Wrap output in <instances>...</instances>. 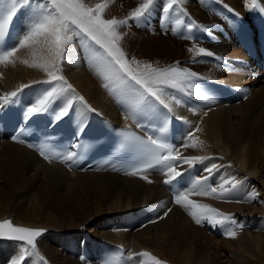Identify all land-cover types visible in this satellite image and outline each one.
<instances>
[{
  "label": "bare ground",
  "instance_id": "1",
  "mask_svg": "<svg viewBox=\"0 0 264 264\" xmlns=\"http://www.w3.org/2000/svg\"><path fill=\"white\" fill-rule=\"evenodd\" d=\"M99 1L74 0L73 3L79 4L77 11L69 0H57L58 4L52 0L49 4L62 8L64 3H68L76 15L69 14L64 7L60 15L74 18L81 27L97 36L98 31L90 24L94 20L90 16L94 15L99 21L94 23L110 37H115L111 35L117 34L116 27L110 22L114 18L112 12L97 9L103 13L98 16L94 13L99 8ZM131 1L142 8L138 13L151 3L155 7H164V14L158 10V15H153L152 20L148 16L150 21L159 17L164 23L152 28L157 34L155 37L117 35L115 41L126 49L127 57L131 56L132 61L127 59L124 62L128 75L116 70L113 74L108 73L111 82L118 84L119 94L114 90L108 93L110 89H104L110 78L103 77V80L101 75H98L99 79L95 75L97 73L90 64L96 65L92 63L97 60L96 56L86 58L83 63L66 61L64 68L58 67L60 51L57 39L62 37L61 34L66 37L68 33L62 30L58 33L52 28L53 32L35 39L36 44L31 45V42H26L30 37L26 38L28 27H23L11 47L24 42L15 50L4 52L0 59V113L3 114L0 132L7 129L9 115L15 114L23 120L35 111H45L53 120L68 115L78 132L96 112L116 123L135 126L158 141L167 142L168 159L159 167L132 174L107 170L78 171L49 157H41L0 134V182L2 188L10 193V197L0 200V218L8 217L25 227H47L50 230L38 240V253L31 252L20 243L1 241L0 264H216L214 259L201 261L198 250L189 248L183 238L180 243L171 244L163 233L166 229H179L182 223L190 222L189 211L199 208L189 203L194 191L192 183L195 181L192 179L197 174L193 165L196 161L206 172L213 171L220 164L218 178L225 185L234 183L223 190L228 191L225 197L231 195L233 186H241L244 190L247 188L246 180H252L250 200L258 205L264 202L255 187L256 183L264 182V174L260 172L264 169V127L261 125L264 120V78L256 68V61H253L256 67L251 65L254 68L251 78L246 64L249 60L241 47L243 23L256 26L264 21V0H204L212 12L210 14L205 12L200 0ZM177 7L192 14L195 20L177 12ZM9 16L0 21V34L5 30ZM143 16L137 17L140 25L147 17ZM169 30L174 37L181 38L166 36L171 34ZM1 42L6 41L2 39ZM150 47L156 49L153 54L157 59L153 63L135 59L141 54L143 60ZM40 52L42 54L38 56ZM163 56L175 59L163 60ZM186 58H193V61L189 63ZM173 62L182 67H174ZM55 69L59 70L54 74ZM56 76L65 82L55 80L53 84L61 91L53 96L48 92L52 86L49 81ZM127 77L139 85L144 94L142 102L146 104L140 108L128 109L129 99L124 102L120 99L128 91ZM169 126H172V131ZM171 135L172 140L168 138ZM253 137L261 142L258 150L251 145ZM206 159L208 167L204 165ZM254 164L257 171L260 170L258 174L253 171ZM178 175L182 176V182L172 198L169 193L172 187L168 188V185L172 184L171 178ZM75 177L90 190H99L95 207L87 205L74 214L62 216L52 208L40 205L35 194L27 191L40 178L47 189L52 190L57 184L67 185ZM27 183V187L23 186ZM24 195L27 202L22 199ZM181 198L180 206L174 205ZM184 201L188 202L185 209L181 207ZM13 204L16 207L13 208ZM218 204L230 211L241 209L232 201ZM99 215L103 216L100 217L102 222H98ZM155 215L158 217L154 218ZM94 221L103 228L96 229L90 236L84 226ZM137 224L143 227L133 231L135 229L131 227ZM237 238L241 239V234ZM119 247L125 250L123 256L118 255Z\"/></svg>",
  "mask_w": 264,
  "mask_h": 264
},
{
  "label": "rangeland",
  "instance_id": "2",
  "mask_svg": "<svg viewBox=\"0 0 264 264\" xmlns=\"http://www.w3.org/2000/svg\"><path fill=\"white\" fill-rule=\"evenodd\" d=\"M69 1H72V4L74 6L73 8H75L77 11L79 4L73 3L74 0H69ZM49 2H52V0L51 1L49 0H44V1L43 0L41 1L39 0H0V21L3 20L5 17L8 18V16L10 15L9 21H7L6 23L5 30H3L2 33L0 34V59L3 56L4 52H6L7 50H11L13 48L15 50L17 47H19L24 42L23 41L21 44H19L16 47L15 45L11 47L12 42L14 43L16 40L17 33L23 27L24 29L28 27L25 32L27 34L26 38H28V35H29L30 37L32 36L31 38L32 39L34 38V40L42 37L44 34H50L51 32L55 30L56 32L58 31L60 32L62 30L65 33H68V35L66 37H63V34H61L62 37L61 38L58 37L57 39L59 43L58 51H60V56L58 59L59 61L58 67L64 68L66 61H71V63L77 64L81 62L83 63V61H85V59L88 57L90 58V56L93 58L96 56L97 57L96 61H98V63L96 61L95 62L92 61V63L96 65H92V64L90 65L93 66V69H95L97 73L95 75L97 76L98 79H99L98 75H101L100 76V78L102 77L101 79H103V77L110 78L109 84L104 88L105 90L110 89L108 93L113 92L114 90L116 94H119L118 93L119 90H117V88L119 87L118 84L117 83L113 84L111 82V77H109L108 73L113 74V72H115L116 70L117 72H121L122 75L123 74L128 75V71H127L128 68H126V65L124 64V62H126L127 59L130 62H132L130 60L131 56L130 58H128L129 53L126 51V49H124L121 45H118V42L115 41L117 38V35H119L118 37H121L123 35H130L133 37L136 36L135 38L137 37L143 38L145 36L146 38L155 37L157 36V34L153 32L152 28L157 27V25L158 27H160L164 23L161 20H159L160 19L159 17H158L159 19L154 18V21L148 20V16L152 20L153 15H156V14L158 15L157 13L158 10L160 14L161 13L164 14L165 12L164 7L163 8L162 7L160 8L158 6L155 7L153 3H151V5L149 4L143 11L138 13V11L141 10L142 8L139 5L132 2L131 0H128V1L127 0H100L99 5H98L99 8H96L94 13L96 15L99 13L100 14L103 13L97 9L106 10L105 11L106 13L111 11L113 14L112 18L113 17L114 18L110 22H112L113 27H116L117 34L116 35L111 34L112 36H115V37H110L109 35H107L104 32V30L96 24L99 21L97 20L96 16L94 17L93 15V16H90L92 19H94L90 22V24L93 26L94 30H97L99 33L97 36H95L91 34L92 32H89L88 30L81 27V24L74 21L75 20L74 18L60 15L61 11L63 10V7L68 11L69 14L76 15L75 10L68 3H64L63 6H61L62 8H55L51 6ZM200 2L202 3L206 13L208 14L212 13L210 8H208L204 0H200ZM54 3L58 4L59 2H57L56 0V2ZM176 11L184 13L191 20H195L192 14L186 12L183 8L177 7ZM140 16H143V18L147 16L146 19L143 21L142 25H140V23L138 22V18ZM196 17H198V15ZM94 21L96 23H94ZM117 21L119 22L117 23ZM157 21L158 23L156 24ZM9 25H10V30H8L7 28ZM47 26L50 28H48ZM119 27L121 29H119ZM154 30H157V29H154ZM169 31L171 34H167L166 36L175 38L176 36L175 37L173 36L172 30H169ZM221 32L222 34H224L223 33L224 31H221ZM21 33L22 32H19V34ZM194 36L195 35H193V37ZM177 37L181 38L180 36H177ZM29 38L26 39L28 40L26 42H29V43L31 42L30 43L31 45L36 44V40L34 41L31 38L30 39ZM2 39L6 42L2 43L1 42ZM29 43L28 45H30ZM92 50H94L95 52H91ZM148 50H147L148 54H146L143 57V60H142L141 54L135 57V59L136 60L139 59L140 62H144L146 64L147 62L153 63L155 59H157L156 55L153 54V52L156 51V49L154 47H150V49ZM41 54L42 53L40 52L37 55L40 56ZM162 59L163 60L170 59L171 61H174L175 58L172 56L171 57L163 56ZM186 60L190 63L193 61V58H186ZM179 62L181 61L179 60ZM218 64L222 65L223 63H218ZM246 64L252 74L251 78L253 79V75H254L253 69L254 68L251 67L252 64H250L249 62H246ZM173 66L179 67V68L182 67V65L178 64V62H173ZM113 68H114V71H113ZM56 70H59V69L53 70L54 74L56 73ZM56 77L53 79H50L52 81H49L50 84H52V86L49 84L50 87H49L48 92L52 94L53 96L59 95L61 91V88L59 86L56 87L53 83H56L57 80L59 83L64 84L65 82V81H62L63 79L61 77H58V76ZM127 80L129 83V84L127 83L128 91L126 92V96H120V99L122 100V102L127 101L128 99L130 100V101L128 100L129 102L128 109L131 107L140 108L141 105L146 104V102L145 103L142 102L144 94L141 90V87L139 85H136L134 82H132L129 79V77H127ZM75 93L78 94L77 91H75ZM261 125L264 127V120H263V123H261ZM251 143H252L251 145L257 150L258 148H261V142L260 143L259 141L257 142L256 137H253V141ZM208 159L204 161L205 162L204 165L206 167H208L207 166ZM0 163H1V157H0ZM193 165H194V168H196L197 174L192 179L193 182L195 181L194 183H192L194 186L193 187L194 191L192 194L193 196H191L189 200V203L191 206L192 205L199 206V208L194 207L196 209L189 211V213L187 212L189 218L192 221L190 220V222L182 223V227H180L179 229L173 228V229H166L165 231H163V233L167 237L168 242L171 244L180 243L181 239L183 238L184 243L186 242L189 248L193 250H196V249L198 250L201 261L203 259H209V260L214 259L216 261V264H264V202L262 205H258V204H254V202L250 200L249 188L253 186L251 184L252 180H249V181L246 180L245 187L247 186V188H245L244 190L241 188V186L240 187L237 185L233 186L231 190V195L225 197L228 191L226 192L223 190H225L226 186L228 187L232 186L234 183L232 184L228 183V185H225V182H221V180L218 178L219 176L218 168L220 164H218V168H214L213 171H209V172H206L205 170L202 171L199 168V162L197 161L194 162ZM1 170H2V167L0 164V171ZM253 171L255 172V174H258V172L260 171L259 169L257 171L255 164L253 167ZM210 172L213 174H211ZM260 172L264 174V169H262ZM238 173L239 172H237V174ZM27 174H29V172ZM77 181H78V177H75L71 182H68L67 185L57 184L56 187H54L52 190H49L47 189V186L40 178L39 180L37 179V181L35 182V185L29 188L27 191H28V194L29 193L35 194V198L37 202L39 204L41 203L40 205H44L45 207L52 208L58 215H62V216L68 215V214L71 215V214H74L75 211H77L78 209L86 207L87 205L90 208L95 207L97 204V199L99 197L98 189L94 188L95 191L90 190L88 187L85 186V184L79 183ZM255 185H256L255 186L256 189L259 191L258 194L264 198V182L256 183ZM23 186L27 187L28 183ZM8 189H9V186H8ZM222 193H224L223 197H222L223 195ZM252 195L254 196L255 192H253ZM6 197H10V193H8L7 190L2 188V185L0 182V200H4ZM22 197H23L22 199L24 200V202H27L26 201L27 199L25 198L27 196L24 195ZM212 198L216 202L213 201ZM181 201H182V198L180 201L178 200L174 202V205L180 206ZM226 201L234 202L235 204L239 205L242 210L239 208L240 210L234 209L233 211L232 210L230 211V209L227 210L226 208L221 207L218 204L220 202H226ZM186 203L188 202L184 201L182 203L181 207L183 209H185L184 206H186L185 205ZM14 206L16 207V205L13 204V208ZM167 209L169 210V208ZM88 216L89 214L86 215L87 218ZM100 217H103V216L99 215L98 222H102ZM157 217L158 216L156 215L154 216V218H157ZM95 222L97 221H94L93 223H85V226H84L86 229L85 231H87L86 233L88 235L90 234V236L95 234L96 229L101 230L103 228V225L101 224L98 225ZM140 224L134 225V227L132 226L131 228L135 229L133 231H136L138 227H139L138 229H141L143 226H139ZM195 227L201 228L202 231L201 230L198 231ZM181 228L183 230H181ZM239 234H241V239L237 238ZM242 234L244 236H242ZM242 237L245 239V241L243 240ZM81 240L82 239H80V241ZM87 245L89 249V244L87 243Z\"/></svg>",
  "mask_w": 264,
  "mask_h": 264
}]
</instances>
